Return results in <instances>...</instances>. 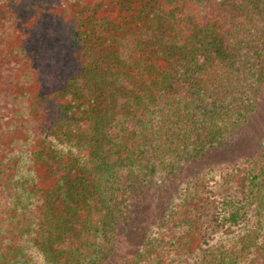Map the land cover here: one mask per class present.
Masks as SVG:
<instances>
[{"label": "trees", "instance_id": "16d2710c", "mask_svg": "<svg viewBox=\"0 0 264 264\" xmlns=\"http://www.w3.org/2000/svg\"><path fill=\"white\" fill-rule=\"evenodd\" d=\"M263 90L264 0H0V264H264Z\"/></svg>", "mask_w": 264, "mask_h": 264}, {"label": "rangeland", "instance_id": "374dc122", "mask_svg": "<svg viewBox=\"0 0 264 264\" xmlns=\"http://www.w3.org/2000/svg\"><path fill=\"white\" fill-rule=\"evenodd\" d=\"M5 60L6 59H9L8 57H4ZM3 65V64H2ZM4 66V65H3ZM1 69H3V67H1ZM57 83L59 82V79L56 80ZM261 105H260V108H259V120L257 122V125L255 127V130H253L254 133V136H257V138L259 136H261L264 132V90L262 92V96H261ZM214 156H211V158H199L197 159V162L191 164V172L193 171V168L195 167L196 169H198L199 167H203V166H207L210 164V162L212 161H217L216 158H212ZM205 162L206 164L203 165L202 162ZM191 172H186L185 171V168L183 169V171L181 173H179L178 175H176V177L178 178V180H187L188 177H190L192 175ZM174 186L175 185V178H173L172 180ZM128 246H124L123 248H119L117 250H114L113 252H111L108 260H107V264H126L124 263V256H126L127 254H130L132 251V247H129L127 248ZM134 250V249H133Z\"/></svg>", "mask_w": 264, "mask_h": 264}]
</instances>
